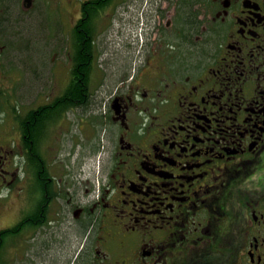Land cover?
<instances>
[{
	"label": "flooded vegetation",
	"instance_id": "obj_1",
	"mask_svg": "<svg viewBox=\"0 0 264 264\" xmlns=\"http://www.w3.org/2000/svg\"><path fill=\"white\" fill-rule=\"evenodd\" d=\"M36 19L91 73L0 122V264H264V0H0V107Z\"/></svg>",
	"mask_w": 264,
	"mask_h": 264
},
{
	"label": "rangeland",
	"instance_id": "obj_2",
	"mask_svg": "<svg viewBox=\"0 0 264 264\" xmlns=\"http://www.w3.org/2000/svg\"><path fill=\"white\" fill-rule=\"evenodd\" d=\"M131 9H135V7H131ZM45 14L47 19L51 20V26H54L60 20V14L56 9H47ZM36 20V24L33 23L31 27L25 29L30 24L27 23L21 31H15L16 33L8 40V43L12 44V56L8 69L11 79L7 83L8 92L6 93V97L10 98L0 107V122L2 120L3 124H5V121L7 123V119L9 122H13V113L18 107L41 103L46 99L47 93L52 88L58 91L59 87L65 86L69 79V71L72 67L67 49L70 42V25H66L64 20L63 26L66 25V28H63L65 38H63L64 43L60 45L59 53L56 47L57 31L53 29L43 30L41 20ZM130 20L127 17V22ZM144 21V19L136 21L137 27L135 31L139 38L140 34L142 33L143 35L146 31V28L143 26ZM123 23H126V19L123 22L121 20L119 23L118 19L115 18L113 22H110L111 26H109V29L112 30L110 36H107V38L109 43L112 42L113 49H120L123 38H121L122 34H116V31H120ZM128 24L131 26L130 23ZM125 30L128 31L126 27ZM120 52L121 49L117 53ZM118 61H122V59ZM95 102H98L96 98L91 97L90 104ZM44 128L48 129L49 127L46 126ZM45 129L43 130L44 135L47 132ZM74 134L76 133L74 132ZM74 137L76 136L74 135ZM22 186L23 184L19 182L12 191L13 196L10 195L9 199L5 201L8 207L2 215V221L18 219L23 216V212L21 211L24 205L23 195L21 194ZM19 213L20 216L18 215Z\"/></svg>",
	"mask_w": 264,
	"mask_h": 264
},
{
	"label": "trees",
	"instance_id": "obj_3",
	"mask_svg": "<svg viewBox=\"0 0 264 264\" xmlns=\"http://www.w3.org/2000/svg\"><path fill=\"white\" fill-rule=\"evenodd\" d=\"M72 40H73L72 41V48L74 49V46H75V48L77 47L75 45L74 32H73ZM80 44H81V47H82V45L84 46V43L81 42ZM71 62H72V67H71V69L69 71L70 74H71V80L69 82L70 83V86H73V85L76 84V82H75L76 77L75 76L77 74L76 71L79 68L83 69V72H85V74H86V80L88 81V76L91 73L90 72L91 71V61H90V58L78 56L77 57V60H76V58H74V55H73V58L71 59ZM80 63L83 64V65L81 66ZM86 80H84V82ZM69 94H71V91L70 90H69ZM85 100H86V103H90L91 98L85 96ZM57 114H58V111L55 110V111H51V112L49 111L48 114L43 115L42 116L43 119H41L42 123H39V125L37 126V130H36L37 134L41 135V132L45 129L44 128V125H46L47 122L52 121L53 119L57 118ZM39 119H40V117H39ZM47 124H49V123H47Z\"/></svg>",
	"mask_w": 264,
	"mask_h": 264
}]
</instances>
